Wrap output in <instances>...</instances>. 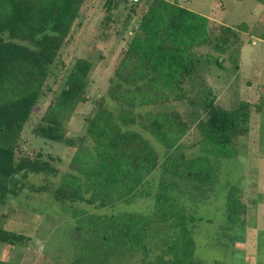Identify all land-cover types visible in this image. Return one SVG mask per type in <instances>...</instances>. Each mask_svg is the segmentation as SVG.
Wrapping results in <instances>:
<instances>
[{"label":"trees","instance_id":"16d2710c","mask_svg":"<svg viewBox=\"0 0 264 264\" xmlns=\"http://www.w3.org/2000/svg\"><path fill=\"white\" fill-rule=\"evenodd\" d=\"M86 1L0 0V204L23 188L19 180L29 174L57 177L61 172L54 163L60 158L21 151L33 110ZM120 2L101 0L105 26L115 20L113 11ZM124 24L131 25L129 40L107 89V96L120 103L118 110L99 97L84 118L80 136L67 134L77 106L90 100L87 88L94 63L79 57L31 131L75 148L71 171L61 174L53 189L56 201L85 202L98 210L153 196L156 206L147 214L70 209L75 220L71 264H112L138 255L141 264H209L195 256L198 218L181 199L214 188L218 168L211 156H238V139L248 131L252 110L263 107L241 101L228 109L205 82L199 90L187 83L199 74L203 56L222 66L232 49L237 53L248 26L243 23L235 29L217 23L177 0L132 3ZM182 100L188 103L183 112L177 108L132 111ZM131 126L152 134L166 148L164 155ZM194 130L199 139L185 145ZM188 147H198L200 154L188 156ZM158 170L161 176L154 184L152 177ZM30 189L50 188L30 185ZM228 205L230 222L244 220L247 206L238 186L231 187ZM30 240L26 234L0 226V243L26 246ZM0 264L7 263L0 259Z\"/></svg>","mask_w":264,"mask_h":264},{"label":"rangeland","instance_id":"374dc122","mask_svg":"<svg viewBox=\"0 0 264 264\" xmlns=\"http://www.w3.org/2000/svg\"><path fill=\"white\" fill-rule=\"evenodd\" d=\"M181 5L203 14L213 21L237 29L241 24L248 26L242 34L239 51L232 49L222 66L206 56L202 57L199 74L187 83L201 89L206 83L218 96V102L228 108H236L241 101L262 104L261 111L252 110L248 131L238 139L239 155L233 158L211 156L218 168V180L212 190L196 195H183L191 214L196 215L194 239L195 256L209 264L216 261L228 264H264V0H177ZM131 4L121 1L113 11L114 21L104 25L106 12L101 0H87L81 15L75 22L71 35L64 44L58 64L54 65L46 87L35 106L31 120L24 133L23 154L34 155L39 151L60 158L54 163L60 174L52 177L44 173H31L19 180L23 188L16 195L9 194L5 204L0 205V226L28 235L31 240L26 246L0 244V259L7 264H71L74 244L71 229L75 220L70 209L84 208L95 213L141 212L155 210V198H138L135 202L120 203L115 208L96 209L85 202H67L54 199L53 189L60 175L71 171L70 162L75 148L61 142L34 136L32 126L39 121L52 98L62 89L75 60L86 57L94 63L89 78L87 95L89 101L79 104L67 123V134L78 138L83 132L84 118L94 107V100L105 97L107 105L117 111L120 103L107 96L115 67L129 40L124 19ZM137 21V16L132 23ZM237 54V56H236ZM188 108L186 101L164 105L137 107L135 113L157 111L165 108ZM183 109V110H182ZM137 129L164 155L166 148L148 131ZM199 139L196 130L185 139L192 145ZM188 156L199 155L198 147H188ZM161 170L153 174L157 184ZM30 185H47L50 189L34 191ZM232 186L240 188V199L247 206V214L239 223L228 219L229 192ZM151 242V239H150ZM153 252H157L153 243ZM112 264H141V256Z\"/></svg>","mask_w":264,"mask_h":264},{"label":"built area","instance_id":"2783aa9c","mask_svg":"<svg viewBox=\"0 0 264 264\" xmlns=\"http://www.w3.org/2000/svg\"><path fill=\"white\" fill-rule=\"evenodd\" d=\"M113 1H129L130 4H132V3H138V2H140L141 0H113Z\"/></svg>","mask_w":264,"mask_h":264},{"label":"flooded vegetation","instance_id":"af4514ba","mask_svg":"<svg viewBox=\"0 0 264 264\" xmlns=\"http://www.w3.org/2000/svg\"><path fill=\"white\" fill-rule=\"evenodd\" d=\"M3 204H5V203H3ZM3 204H0V205H3ZM0 244H3V243H0ZM10 245V244H9Z\"/></svg>","mask_w":264,"mask_h":264}]
</instances>
